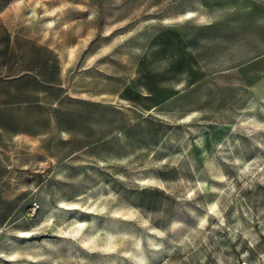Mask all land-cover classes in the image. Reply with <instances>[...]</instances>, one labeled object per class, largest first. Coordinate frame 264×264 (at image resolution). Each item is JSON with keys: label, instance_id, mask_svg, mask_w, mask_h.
Returning <instances> with one entry per match:
<instances>
[{"label": "rangeland", "instance_id": "obj_1", "mask_svg": "<svg viewBox=\"0 0 264 264\" xmlns=\"http://www.w3.org/2000/svg\"><path fill=\"white\" fill-rule=\"evenodd\" d=\"M1 27L36 82L2 112L0 264L9 238L29 264H264V0H0Z\"/></svg>", "mask_w": 264, "mask_h": 264}, {"label": "crops", "instance_id": "obj_2", "mask_svg": "<svg viewBox=\"0 0 264 264\" xmlns=\"http://www.w3.org/2000/svg\"><path fill=\"white\" fill-rule=\"evenodd\" d=\"M19 41L15 35L10 34L9 28H0V172L14 168V164L8 160L11 145L15 142L18 143V139H25L24 133L15 132L11 135L8 114H6V119H3V108L10 105V86L13 85L15 88H19L20 84L24 86L26 78L31 75H33V82H36L35 68L32 71L18 70L21 59L16 56L20 45ZM11 51L14 53L13 56ZM11 56L13 60H11ZM23 90L25 89L23 88Z\"/></svg>", "mask_w": 264, "mask_h": 264}, {"label": "bare ground", "instance_id": "obj_3", "mask_svg": "<svg viewBox=\"0 0 264 264\" xmlns=\"http://www.w3.org/2000/svg\"><path fill=\"white\" fill-rule=\"evenodd\" d=\"M21 237H29L32 236L31 234L24 233L20 235ZM19 237V238H21ZM19 241V240H17ZM14 244V248L8 247L11 243H15L10 241V238L8 241L6 240V243H4L3 247H7V250L4 251L2 257H5L7 259V262H12V264H29V263H36L37 262V246H33L32 251H26L22 250L24 249L22 246H20V243Z\"/></svg>", "mask_w": 264, "mask_h": 264}, {"label": "built area", "instance_id": "obj_4", "mask_svg": "<svg viewBox=\"0 0 264 264\" xmlns=\"http://www.w3.org/2000/svg\"><path fill=\"white\" fill-rule=\"evenodd\" d=\"M31 211H32V213H36V211H37V204L33 203L31 205Z\"/></svg>", "mask_w": 264, "mask_h": 264}]
</instances>
